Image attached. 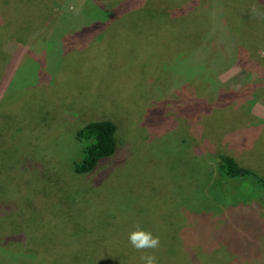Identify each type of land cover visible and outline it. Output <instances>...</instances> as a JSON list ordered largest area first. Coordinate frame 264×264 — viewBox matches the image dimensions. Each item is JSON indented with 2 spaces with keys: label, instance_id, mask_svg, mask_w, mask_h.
I'll return each instance as SVG.
<instances>
[{
  "label": "rangeland",
  "instance_id": "rangeland-1",
  "mask_svg": "<svg viewBox=\"0 0 264 264\" xmlns=\"http://www.w3.org/2000/svg\"><path fill=\"white\" fill-rule=\"evenodd\" d=\"M220 1L208 25L213 35L236 31L238 53L219 52L216 37L206 43L203 25L186 58L177 52L178 70L167 74L169 61L155 69L157 82L139 73L150 58L118 54L100 30L121 17L120 0H0L15 15L0 33V264H142L148 254L158 264H264V242L241 250L225 242L241 235V221L244 241L264 235V187L220 170L225 154L264 178V0L233 1L237 16L255 9L260 42L240 36L245 28ZM63 15L68 26L52 36ZM198 47L197 60L188 54ZM191 60L213 74L214 92L198 110L184 109L178 94L198 70ZM98 117L117 124V151L79 173L77 131ZM137 228L158 236L159 247L134 249L128 236Z\"/></svg>",
  "mask_w": 264,
  "mask_h": 264
},
{
  "label": "trees",
  "instance_id": "trees-1",
  "mask_svg": "<svg viewBox=\"0 0 264 264\" xmlns=\"http://www.w3.org/2000/svg\"><path fill=\"white\" fill-rule=\"evenodd\" d=\"M214 1L215 0H120L118 4L120 6V12L123 13L121 17L114 24L110 22L107 26H101L100 30L106 33L105 36L107 40L111 42V45H116L114 49H116L118 54L128 56L129 58L132 57V55H136L139 59H143L144 62H146L145 59L147 60V58H150L151 63L148 68H146V65H144V67L142 66L143 69L140 68L141 66H138L139 69H141L139 73L150 70L155 73L154 75H158V77H156V81L158 82L163 75L160 74L159 76V72L157 73L155 71L160 65L165 64L167 61H169L165 64L167 67L165 72L167 74L170 73L171 70H178L174 62L175 60L178 62L180 59V57L177 56V52L180 50L181 54H183L181 58H186L187 54L184 53V50L186 46H190L188 38H191L196 32L202 34L200 29L203 25L204 34L208 30L211 33V35L207 37L208 40H206V43L211 42L213 38L216 37V39L221 41L222 45L218 46L217 50L219 52L223 53L227 49L229 50L228 55L233 56V54L238 53V44L242 43L236 31L234 34H231L230 37H224L219 33L213 35V31L210 30L208 24L211 19L210 14ZM233 1L234 0H221L218 5L228 7L232 14L231 17L235 18L234 20H236L239 26L245 28L240 33L241 37L247 33V40L260 42L261 37L256 33L258 30L256 27L259 26V22L258 25L255 26L257 23L254 21V18H252L253 15L257 17L254 11L255 9L246 8L242 13L248 12V14L237 16L235 10L239 9L237 10L238 13L242 8L235 6ZM208 5H211L209 10L207 8ZM93 9L94 7L89 5L87 15L86 10L81 14L82 22L86 21V17L92 14L91 12ZM117 11L116 9L110 10L111 16H116L117 18ZM2 12L6 17L2 16ZM6 13L9 14L7 15ZM14 18L15 15L10 14V11H0V33L5 27V20H14ZM17 18V20H19V17ZM58 19H56L57 24L55 25L59 27V29L56 30L52 36L61 35L63 29H60V27L66 28L68 26L67 16L65 17V15H63L62 19ZM26 25L29 30L32 29L31 23ZM184 42L186 44L176 50V46ZM224 45L225 48H223ZM173 48L174 51L170 53ZM204 49L201 47L194 48L189 51L188 55H194L198 60L196 53H201L200 55H202ZM173 53H176V56L173 55ZM166 56L168 57L167 59L175 58L170 59L171 61L166 59L161 63L160 58ZM221 58H223V55L217 56V66H224V58ZM197 60H191V63L188 62V64H190L189 66H195L198 70L194 74L189 73L192 77H187L190 78L189 81L188 79H184V81L187 82L181 87L180 92H178L181 98L187 97L188 99L187 104L183 107L184 109H188L189 107L195 108L196 110L204 108L206 98H210L214 92L211 87L213 74L209 70L210 67H207V65ZM142 76L145 77L143 74ZM143 91L144 90L140 89V94H143ZM205 92L209 96L204 97ZM198 98L200 102L194 104L193 101L195 99L198 100ZM213 100L214 96L209 102L215 107L213 111L214 115L218 116L217 114L221 104L213 105ZM116 133L117 124L110 118L98 117L95 120L83 124L76 134V137L82 142L79 158L76 161V171L79 173L94 171L102 160L113 156L117 151ZM220 162V170H222V168L226 170L227 176L225 175V177L227 179L235 177H257L258 182L264 187V178L257 176L252 169L242 167L236 157L222 154ZM208 214L210 215V213ZM197 215L199 216V214ZM248 219L251 221L246 222L249 226H254L257 222L253 214ZM238 230L241 231V235L236 234L232 236L233 243H231L229 239H226L225 242L228 248L235 247L237 248L236 250H241L243 248H260L261 244L258 245L259 242H264V235L259 234L254 235L255 243L253 245L250 243V240L244 241L243 239L246 238L245 235H243L245 234V225L242 221L239 224ZM96 264L99 263L96 262Z\"/></svg>",
  "mask_w": 264,
  "mask_h": 264
},
{
  "label": "clouds",
  "instance_id": "clouds-1",
  "mask_svg": "<svg viewBox=\"0 0 264 264\" xmlns=\"http://www.w3.org/2000/svg\"><path fill=\"white\" fill-rule=\"evenodd\" d=\"M129 243L137 251L144 249H157L160 244L158 236H154L151 231H146L140 228L129 233ZM142 264H158V258L154 254L142 255Z\"/></svg>",
  "mask_w": 264,
  "mask_h": 264
}]
</instances>
